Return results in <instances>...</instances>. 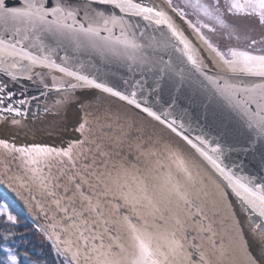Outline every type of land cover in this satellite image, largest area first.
Wrapping results in <instances>:
<instances>
[{
    "label": "snow or ice",
    "instance_id": "6c2138e0",
    "mask_svg": "<svg viewBox=\"0 0 264 264\" xmlns=\"http://www.w3.org/2000/svg\"><path fill=\"white\" fill-rule=\"evenodd\" d=\"M185 9H191L194 19ZM246 18L264 26V0H183L182 7L174 0H16L15 4L0 0V120L21 125L32 102L53 92L58 98L44 111L59 113L81 89L99 90L134 106L180 137L218 173L245 213L247 227L241 229L240 244L246 264H264V174L240 175L243 161L225 163L231 153L247 156L259 146L264 165V48L257 47L264 39L249 35L250 29L239 23ZM188 28L224 71L209 67ZM102 69L106 71L101 74ZM121 69L118 81L108 79L110 71ZM29 85L38 95L30 93ZM184 101L198 104L205 118L234 120L247 134V142L222 143L209 139L202 129L194 138L186 134L193 122L184 119L189 116ZM177 110L180 115L174 116ZM195 123L199 127V119ZM78 125L83 133L87 120ZM76 144L59 151L13 144L11 150L26 157V163L38 165L53 154L72 160ZM0 145L9 147L4 139ZM177 148L165 144L168 164L157 161L151 187L135 175L130 177L127 168L121 170L125 180L121 187L128 188L124 198L133 207L144 202L156 211L161 203L195 206V193L189 191L192 165ZM129 177L136 183L135 191L127 184ZM85 199L91 205L90 198ZM0 217L11 225L19 223L7 204H0ZM123 223L128 246L119 244L115 251L93 246L96 264H173L183 249L176 231H161L155 216L150 222L144 216L125 215ZM14 235L0 234V241ZM61 243L57 236L52 245L57 255L72 252L64 264H79V250L72 251L71 241L61 249ZM4 253L0 264H22L12 247ZM23 256V264H38L27 252ZM199 264H205L203 254Z\"/></svg>",
    "mask_w": 264,
    "mask_h": 264
},
{
    "label": "water",
    "instance_id": "95a60500",
    "mask_svg": "<svg viewBox=\"0 0 264 264\" xmlns=\"http://www.w3.org/2000/svg\"><path fill=\"white\" fill-rule=\"evenodd\" d=\"M9 2L15 4L16 0ZM187 31L204 50L209 67L224 71L217 57L192 29ZM259 34H264V26L259 25ZM257 47L264 48V44ZM104 71L102 69L101 74ZM122 75V69L110 71L108 79L118 81ZM28 87L31 94L38 95L35 87ZM54 98H58L55 92L33 101L21 125L0 120V139L9 144L8 148L0 145V191L41 227L38 226L40 233L49 242L59 236L63 249L71 241L72 251L78 249L80 252L79 264H96L93 246L99 249L103 245L102 251L109 248L115 251L119 244L128 246L123 223L125 215L144 216L150 222L155 216L160 230L176 231L177 239L183 244L173 264H199L200 254L205 264H246L247 255L240 237L241 229L247 224L239 200L225 188L218 173L180 137L134 106L99 90H77L74 101L65 109L46 113L45 105L51 108ZM184 106L189 107V116L184 119L193 122L186 132L191 137L201 134L202 129L209 134V139L222 143L242 145L247 142V134L234 120L205 118L198 104L189 105L184 101ZM179 115L177 110L174 116ZM197 119L199 127L195 123ZM79 120H87L83 133L79 131ZM77 141L83 143L76 144ZM13 144L16 147L40 145L58 151L69 144H76V147L72 160L53 154L38 165H31L25 162L26 157L11 150ZM165 144L178 146L177 150H182L192 165L193 180L189 191L195 193L192 197L195 206L161 203L156 211L144 202L133 207L124 198L128 188L121 187L125 183L121 170L127 168L130 177L135 175L151 187L155 182L157 161L168 164ZM261 150L257 146L256 152L247 156L231 153L225 163L243 161L245 167L240 175L264 174ZM130 177L127 184L135 191L136 183ZM71 255L72 252L64 254L66 258Z\"/></svg>",
    "mask_w": 264,
    "mask_h": 264
},
{
    "label": "trees",
    "instance_id": "16d2710c",
    "mask_svg": "<svg viewBox=\"0 0 264 264\" xmlns=\"http://www.w3.org/2000/svg\"><path fill=\"white\" fill-rule=\"evenodd\" d=\"M175 4L183 5L174 0ZM258 46V45H257ZM0 204H7L13 215H16L19 223L11 225L6 218L0 217V234L5 232L15 233L11 240L7 242L0 241V252L6 247H12L21 256L22 264L24 262L23 254L28 253L30 261H38V264H64L65 259L57 255L52 247V242L40 243V228L30 221L27 215L4 193L0 191Z\"/></svg>",
    "mask_w": 264,
    "mask_h": 264
},
{
    "label": "rangeland",
    "instance_id": "374dc122",
    "mask_svg": "<svg viewBox=\"0 0 264 264\" xmlns=\"http://www.w3.org/2000/svg\"><path fill=\"white\" fill-rule=\"evenodd\" d=\"M178 2H180L181 5H183V0H178ZM185 10L189 12V15L192 17L191 9H185ZM192 19H194V17H192ZM239 23L250 29L249 35H251L253 38L257 40H261L264 37V34H259V25L256 23V21L253 18L241 19ZM39 239H40V243L48 242V240L40 232H39ZM60 256L66 259L64 255H60ZM4 259H5V253L3 251L2 253L0 252V261H3Z\"/></svg>",
    "mask_w": 264,
    "mask_h": 264
},
{
    "label": "flooded vegetation",
    "instance_id": "af4514ba",
    "mask_svg": "<svg viewBox=\"0 0 264 264\" xmlns=\"http://www.w3.org/2000/svg\"><path fill=\"white\" fill-rule=\"evenodd\" d=\"M249 19H251V18H249Z\"/></svg>",
    "mask_w": 264,
    "mask_h": 264
}]
</instances>
